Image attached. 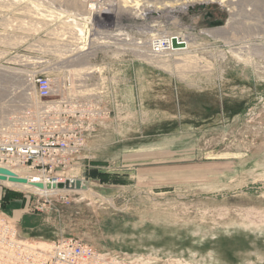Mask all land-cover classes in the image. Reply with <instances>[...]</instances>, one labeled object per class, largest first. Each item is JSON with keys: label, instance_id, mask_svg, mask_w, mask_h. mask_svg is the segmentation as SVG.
<instances>
[{"label": "rangeland", "instance_id": "1", "mask_svg": "<svg viewBox=\"0 0 264 264\" xmlns=\"http://www.w3.org/2000/svg\"><path fill=\"white\" fill-rule=\"evenodd\" d=\"M105 1L112 13L88 28L70 23L85 0H0V123L28 104L27 70L73 74L110 112L65 175L88 191L4 183L3 205L17 206L0 218L26 241L73 237L143 264H264V0ZM221 28L229 41L209 36ZM186 30L194 60L167 57L159 41ZM157 49L165 66L144 60ZM11 173L39 183L28 168Z\"/></svg>", "mask_w": 264, "mask_h": 264}, {"label": "built area", "instance_id": "2", "mask_svg": "<svg viewBox=\"0 0 264 264\" xmlns=\"http://www.w3.org/2000/svg\"><path fill=\"white\" fill-rule=\"evenodd\" d=\"M85 2L99 5V0ZM23 77L28 89L21 92L28 95V104L19 112H10L0 123V166L28 168L46 184L66 182L67 171L86 149L100 119L109 117L110 112L83 95L69 72L57 79L47 71L27 70ZM18 92H13L14 98ZM0 264L143 263L139 258L128 260L99 251L73 237H61L53 243L26 241L10 221L0 218Z\"/></svg>", "mask_w": 264, "mask_h": 264}, {"label": "bare ground", "instance_id": "3", "mask_svg": "<svg viewBox=\"0 0 264 264\" xmlns=\"http://www.w3.org/2000/svg\"><path fill=\"white\" fill-rule=\"evenodd\" d=\"M78 1V0H77ZM184 3H183V5L186 3V4H188V6L190 5V6H192L193 4H196L197 3V1L198 0H191V1H187V0H182ZM105 0H99V5L98 6H94V4L95 3H92V2H87V5H88V7H89V5H90V9L87 11V15L86 16H84V17H82V16H79V15H77V22H75L74 20H71V22L70 23H72L73 25H75V26H78V24L79 25H82L83 26V24H80L79 22H85L86 24H87V26H88V28L92 25V24H90V23H92V20H93V18L92 17H94L93 16V14L95 13H97V15H99V14H101V15H103V16H106L107 17V15L108 14H110V13H112V11H113V9H111L110 7H109V5H106L105 4ZM178 2V0L177 1H175L174 3L176 4ZM223 3H228L229 2V0H223L222 1ZM75 5H77L76 3H75ZM177 6H181V4H176ZM187 6V7H188ZM94 10H96L95 12H94ZM175 10V9H174ZM64 23H66V22H64ZM67 23H69V22H67ZM82 28V27H81ZM80 27L77 29V27H76V29L79 31V33H80V37H82V39H84L83 41H86L87 40V37H86V34H87V32L85 31V30H87L88 31V29H86L85 28V30L84 29H81ZM75 29V30H76ZM185 30V29H184ZM77 32V31H76ZM193 33H195V32H193ZM193 33H191L190 32V30H186V31H183V32H180V33H177L176 32V34H174V35H167V36H165V37H163L162 39H161V41H159V44L158 45H160L161 44V42L163 43V45H165L166 46V49H168V52L169 51H172V52H170L169 53V55L167 56V54H165V56H167V57H172L173 58V56L175 57V56H181V55H183V56H185L186 58H187V56H190V58H189V60L192 58L193 59V57L191 56V55H189L193 50H197V48L195 47V45H196V37H195V35L193 34ZM101 36V35H103L102 33H99V34H97V36ZM109 36H111V40H116V41H122V40H127L126 39V36L125 35H123L122 33H118L117 35L116 34H114V33H109L108 34ZM213 36V37H215L216 38V40H223V41H229V39L228 38H230V36H229V31H227L226 29H224V28H221V29H217V30H213V31H209V36ZM99 36V37H100ZM84 37H86V38H84ZM172 38L174 39V38H176L179 42H181L182 44H184L185 45V47H182V48H174L173 47V41H172ZM80 39V38H79ZM155 41V40H154ZM153 41V42H154ZM82 42V41H81ZM152 42V43H153ZM155 42H157V41H155ZM229 42H227V44H228ZM84 44V43H83ZM79 45V44H78ZM85 45H86V43H85ZM84 45V46H85ZM91 45V44H90ZM151 45V44H150ZM162 45V46H163ZM153 46H154V44H153ZM202 46V45H201ZM81 47H83V46H81ZM139 47H141V46H139ZM149 47V46H148ZM84 48V47H83ZM83 48H78L77 50H83ZM141 49H142V47H141ZM165 49V48H164ZM219 49V48H218ZM217 49V50H218ZM73 51H76V49H71V51H69V52H71V53H74ZM167 51V50H166ZM212 51V50H211ZM216 51V50H215ZM160 52V51H159ZM196 52V51H195ZM194 52V53H195ZM231 52L234 54V52L231 50ZM238 52V51H237ZM237 52H236V54H237ZM158 53V51L156 52H153L152 53V55H147L148 57H145V61H150V63H152L153 65H163V66H165L166 64H167V61H165V58L163 57V60L162 59H160V58H162V56H164V55H162L161 57H158V56H154V55H158L157 54ZM243 53H245V52H243ZM161 54V53H160ZM241 54L242 53H240V52H238V55H237V57L239 56V57H243L244 58V56H241ZM145 55V54H144ZM195 55V54H194ZM215 55V54H214ZM221 57L220 58H222L221 60H226V57H227V55L225 54V53H221V55H220ZM166 57V58H167ZM216 57V56H215ZM247 57H248V55H247ZM246 57V58H247ZM251 57V56H250ZM219 58V59H220ZM171 59V58H170ZM169 59V60H170ZM183 59V58H182ZM181 59V60H182ZM197 59V58H196ZM175 60V59H174ZM194 60V59H193ZM186 61V60H185ZM188 61V60H187ZM186 61V62H187ZM192 61V60H191ZM191 61H190V64H192L191 63ZM182 62V61H181ZM149 63V62H148ZM172 63V62H171ZM175 63V62H174ZM210 63V62H209ZM194 64V63H193ZM169 65V64H168ZM173 65V64H172ZM179 65V64H178ZM182 65V64H181ZM183 65H185L184 63H183ZM187 65V64H186ZM211 65V64H210ZM170 66V65H169ZM190 66V65H189ZM162 67V66H161ZM184 67V66H183ZM201 67V66H200ZM8 69V68H7ZM3 70V69H2ZM1 70V71H2ZM4 70H6V69H4ZM164 70V69H163ZM171 70V69H170ZM201 71H203V70H201ZM5 72V71H4ZM6 72H8V73H10V75L9 76H12L11 74V72L12 71H6ZM0 74H1V72H0ZM7 74V73H6ZM178 74V73H177ZM207 74V73H206ZM4 75V74H3ZM71 75H73V74H71ZM4 77V76H3ZM13 80V79H12ZM29 99V98H28ZM0 169H6V170H8V171H10V172H13V171H15L16 169H14V170H10V169H7V168H1V166H0ZM12 174V173H11ZM13 175H15V174H13ZM15 177H16V175H15ZM20 177V176H19ZM18 178V177H17ZM7 179H9V177L7 178ZM39 180H40V178H39ZM39 183H43L44 185H47L44 181H38ZM5 184H7V183H12V182H8V180L6 181V182H4ZM29 183H32V181H27L26 183H22V184H20V183H17V184H13L12 183V185H15V186H18V187H20V188H23V187H27L28 189H30L31 191H33V192H36V193H40V194H42V195H51V194H54V193H57V192H59V191H48V190H46V189H44V190H40V189H38V188H36V187H34V186H31ZM59 183H61V182H59ZM62 183H64V182H62ZM36 184V183H35ZM5 220H7V219H5ZM11 223V222H10ZM26 243V242H25Z\"/></svg>", "mask_w": 264, "mask_h": 264}, {"label": "water", "instance_id": "4", "mask_svg": "<svg viewBox=\"0 0 264 264\" xmlns=\"http://www.w3.org/2000/svg\"><path fill=\"white\" fill-rule=\"evenodd\" d=\"M221 24V23H220ZM218 24V25H220ZM173 47L174 48H182L185 47L184 44L178 43L176 39H173ZM9 177V179H7ZM12 182L13 184L17 183H26L27 181L23 178H17L10 171L6 169H0V182L4 183L6 181ZM31 186H34L40 190H48V191H66V192H76V191H88L89 190V182L81 181V180H74L70 181L67 180L64 183L58 184H47L44 185L43 183H29Z\"/></svg>", "mask_w": 264, "mask_h": 264}, {"label": "crops", "instance_id": "5", "mask_svg": "<svg viewBox=\"0 0 264 264\" xmlns=\"http://www.w3.org/2000/svg\"><path fill=\"white\" fill-rule=\"evenodd\" d=\"M140 71H142V69H140ZM140 76H141V74H140ZM9 190V188H8V186H6L4 183H1L0 182V206H17V204H14V203H6V204H4L3 205V200H4V197H5V195H6V193H5V191H8ZM10 204V205H9Z\"/></svg>", "mask_w": 264, "mask_h": 264}, {"label": "flooded vegetation", "instance_id": "6", "mask_svg": "<svg viewBox=\"0 0 264 264\" xmlns=\"http://www.w3.org/2000/svg\"><path fill=\"white\" fill-rule=\"evenodd\" d=\"M211 16V15H210Z\"/></svg>", "mask_w": 264, "mask_h": 264}]
</instances>
